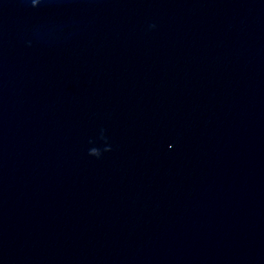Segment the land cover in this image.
Wrapping results in <instances>:
<instances>
[{
    "label": "water",
    "instance_id": "water-1",
    "mask_svg": "<svg viewBox=\"0 0 264 264\" xmlns=\"http://www.w3.org/2000/svg\"><path fill=\"white\" fill-rule=\"evenodd\" d=\"M0 264H264V0H0Z\"/></svg>",
    "mask_w": 264,
    "mask_h": 264
}]
</instances>
